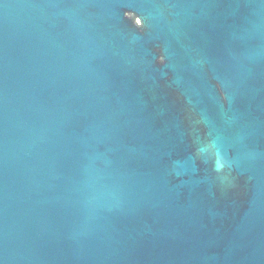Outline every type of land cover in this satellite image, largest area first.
<instances>
[{
    "label": "water",
    "instance_id": "1",
    "mask_svg": "<svg viewBox=\"0 0 264 264\" xmlns=\"http://www.w3.org/2000/svg\"><path fill=\"white\" fill-rule=\"evenodd\" d=\"M0 264H264V0H0Z\"/></svg>",
    "mask_w": 264,
    "mask_h": 264
}]
</instances>
